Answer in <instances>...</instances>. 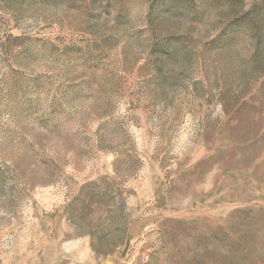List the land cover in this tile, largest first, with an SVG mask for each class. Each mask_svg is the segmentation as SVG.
I'll return each instance as SVG.
<instances>
[{"label": "rangeland", "instance_id": "rangeland-1", "mask_svg": "<svg viewBox=\"0 0 264 264\" xmlns=\"http://www.w3.org/2000/svg\"><path fill=\"white\" fill-rule=\"evenodd\" d=\"M0 264H264V0H0Z\"/></svg>", "mask_w": 264, "mask_h": 264}]
</instances>
